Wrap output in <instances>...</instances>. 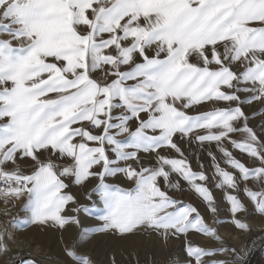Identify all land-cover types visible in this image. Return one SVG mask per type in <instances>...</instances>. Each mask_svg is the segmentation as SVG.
<instances>
[{"label": "snow or ice", "instance_id": "snow-or-ice-1", "mask_svg": "<svg viewBox=\"0 0 264 264\" xmlns=\"http://www.w3.org/2000/svg\"><path fill=\"white\" fill-rule=\"evenodd\" d=\"M253 104L262 109L251 117L264 119V0H0V197L24 201L14 225L80 228L63 264H95L80 248L97 233L184 237L183 264H229L218 256L235 249L169 191L186 184L218 213L203 163L194 170L182 147L214 144L232 169L207 151L233 225L249 229L240 193L264 215V126L250 125ZM121 178L131 186L113 182ZM81 213L98 225L82 227Z\"/></svg>", "mask_w": 264, "mask_h": 264}, {"label": "rangeland", "instance_id": "rangeland-1", "mask_svg": "<svg viewBox=\"0 0 264 264\" xmlns=\"http://www.w3.org/2000/svg\"><path fill=\"white\" fill-rule=\"evenodd\" d=\"M209 105L210 104L199 106L198 110L205 111ZM261 109L262 106L260 104H253L252 106L245 108V111L250 115V125L256 128L257 131L264 126V119L260 116L252 118L251 113ZM211 148H213V150H211ZM211 148H202L201 152L205 151L207 154V151L211 150L216 152V154H219L215 146ZM199 151L200 150H198V152ZM200 160L202 162L199 161L198 170H200V163H203L205 169L208 164L206 161L203 162L202 159ZM183 201L196 206L201 214L205 216L206 221L218 229V233L223 238V244L225 247L229 249H237L238 244L242 245V239L244 236V246L247 247V249L264 243V229H227L226 226L228 223H231V220L227 222L228 220L224 219L227 217H224L223 212H218L216 215H212L207 211L206 205L202 201L194 203L188 196H185ZM23 203V200L5 203L3 197H0V219L7 223V228H13L18 237L25 239L33 248L37 246L43 257L41 258L39 256L35 259L24 257L15 264H26L28 261H35L36 264H60L56 260H61L63 263L65 260L63 255L64 244L76 240L80 228L76 225H69L66 229L61 230L52 225H28L26 227L22 225H14L11 223L13 218L22 217L24 215L22 212ZM80 219L82 227H95L98 225V220L94 215L81 213ZM236 235L237 237L235 238ZM188 238L201 246H217L218 244V242L209 241L207 238L199 234L190 233ZM184 247V237H181V240H178L177 242L168 240L167 243H165L164 240L155 233L145 235L139 233L123 239L118 236L97 233L90 236L88 241L80 248V251L88 253L94 260L95 264H112L113 257H115L116 264H183L186 259ZM12 252L15 256L18 255L16 250H12ZM230 253L231 251L221 254L218 258L228 260L227 256H229ZM248 259L249 258L246 259L247 264L250 263V260Z\"/></svg>", "mask_w": 264, "mask_h": 264}, {"label": "crops", "instance_id": "crops-1", "mask_svg": "<svg viewBox=\"0 0 264 264\" xmlns=\"http://www.w3.org/2000/svg\"><path fill=\"white\" fill-rule=\"evenodd\" d=\"M193 62H195V57H193ZM198 107L193 109L192 112L195 113V112L202 111V110H198ZM212 107H213V105L210 104L205 109V111L210 110ZM178 142H179V138H178ZM214 146H215L214 144L211 146L205 145L204 148L205 147L211 148ZM228 146L230 147V145H228ZM182 147L185 149V154L189 156V159L191 160V164H194V165H192L194 170L198 171L199 161L202 162L200 159H202L203 162L206 161V163L208 164V166L205 167L206 170L204 169V171L211 178L210 182L208 183V187L213 191V194L217 200V203L219 206L218 212H223L224 217H227L224 219H227L228 220L227 222H229V220H231L230 206L225 199L224 190L218 189L216 187L217 180L215 179V173H214V169L212 167V161H211L210 157L208 156V154L205 153V151L201 152L202 148L198 145L193 144L190 147L187 143H182ZM193 149L195 150V154H193ZM198 150H200V151L198 152ZM211 150H213V148H211ZM233 154L238 159L242 160L243 162H245L246 164L251 166V160L246 155L241 154L237 150H233ZM217 159L220 161L222 167H226V168H228L229 171H232V169L225 164V162H224V160L220 154H217ZM30 163H31L30 161H26V160L20 161V165L25 171L30 170ZM146 163H147V161H146ZM9 167H11V165H9ZM113 182L118 183V184H120V186L126 187V188L131 186L130 183L128 181L124 180L123 178H121L120 180H115ZM182 184H183V182H182ZM92 186H93V184H89V185H87V188H91ZM162 187H163V185H162ZM183 187H184L183 191L170 190L169 195H171L174 198H176L177 200H181V201H183V198L185 196H188L189 199L193 200L194 203L201 201L199 199V197L191 189H189L186 184H183ZM85 190L86 189L78 187V186H70V188L68 189V191H71V193L77 197V199L79 200V202L81 204H88L89 202L85 199V196H84ZM239 195H240V198L242 199L243 203L246 206V210L239 214V218L242 221H243L244 217H248V218L255 220V221H264V215L259 214L255 211L254 205L250 202V200H248L243 195V193H240ZM74 206L75 205H72L71 207H74ZM36 226H38V225H36ZM70 226H72V225H70ZM226 227H227V229H233V230L238 229L233 225L232 222L228 223V225ZM142 234L145 235L146 233H142ZM107 235H111V234H107ZM178 240H181V237L179 239H169V241H173V242H177ZM244 244H245V236L242 239V245L238 244V248L235 249V252H231L229 254V256H227L229 264H247V261H246L247 258H249L248 260H250L249 264H264V243L261 245L252 246V248H248V249H247V247L244 246Z\"/></svg>", "mask_w": 264, "mask_h": 264}, {"label": "bare ground", "instance_id": "bare-ground-1", "mask_svg": "<svg viewBox=\"0 0 264 264\" xmlns=\"http://www.w3.org/2000/svg\"><path fill=\"white\" fill-rule=\"evenodd\" d=\"M244 222L249 225V229L258 230L264 229V221L257 222L245 217ZM6 222L0 219V230L7 229V234L4 237V241L7 244L6 251H0V264H15L20 259L26 257L29 259H35L36 257H43L37 246L34 248L25 239L18 237L16 231L13 228H7ZM237 235L235 236V238ZM234 238V239H235ZM236 240V239H235ZM12 250H16L18 255H14ZM58 263L63 264L61 260H56Z\"/></svg>", "mask_w": 264, "mask_h": 264}]
</instances>
